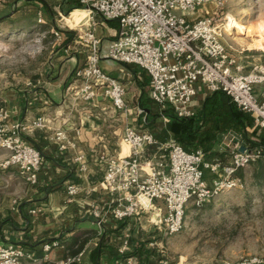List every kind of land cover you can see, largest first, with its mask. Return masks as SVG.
I'll return each instance as SVG.
<instances>
[{"label": "built area", "instance_id": "obj_1", "mask_svg": "<svg viewBox=\"0 0 264 264\" xmlns=\"http://www.w3.org/2000/svg\"><path fill=\"white\" fill-rule=\"evenodd\" d=\"M77 1L105 19L117 20L119 28L106 46L95 24L84 28L82 25L78 30L79 41L88 53L76 68L74 80L67 85V93L76 100L83 99L90 107L99 105L101 98H110L115 111L127 109L129 85L102 68L101 59L105 57L145 69L150 75L151 98L164 109L173 108L180 117L196 114L193 101L199 93L224 91L253 117L254 126L248 131L264 129V62L247 64L243 59L248 56L245 48H234L226 42L221 22L225 0ZM210 3L215 4L214 10ZM39 14V20H43V13ZM70 47L63 46L64 51L68 53ZM102 112L87 110L96 119L101 118ZM139 113H143L142 108ZM4 120L5 115L0 114V121ZM42 120L35 119L32 126L45 127L47 121ZM29 129L30 124L24 120L2 124L0 145L8 155L0 167L18 170L35 185L43 154L39 146L26 139L24 133ZM78 133L74 131L75 136ZM72 137L62 126L54 129L53 139L60 149L75 146ZM221 138L220 148L228 152L226 161L220 157L207 159L203 149L187 150L175 139L161 142L148 125L126 126L122 143L128 145L129 152L109 156L104 177L98 182L100 190L110 195L104 208L111 210L116 219L140 218L147 210L158 208L150 221L162 224L167 234L178 233L184 227L190 200L201 207L223 192L243 187L239 170L264 159V142L253 144L234 130H227ZM151 145L168 150V154L149 156L147 149ZM75 159L79 169L86 171L85 154L80 153ZM208 174L212 175L211 182ZM66 186L70 196L85 190L80 182H66ZM93 213L100 225L108 218L96 204ZM55 244L56 241L46 243L44 249L48 251ZM120 252L122 264H141L136 255L128 253L126 244ZM23 256V248L17 245L0 246V264H24ZM72 261L68 258L54 264ZM163 262L169 264L168 259ZM225 264H264V255H248Z\"/></svg>", "mask_w": 264, "mask_h": 264}, {"label": "crops", "instance_id": "obj_2", "mask_svg": "<svg viewBox=\"0 0 264 264\" xmlns=\"http://www.w3.org/2000/svg\"><path fill=\"white\" fill-rule=\"evenodd\" d=\"M74 2L78 3L77 0H0V30L20 26L19 22L25 15H40V11L46 13L49 9L50 12L53 7L71 9ZM87 14L86 9L76 8L67 21L75 26ZM89 14L87 22L95 24L97 34L106 46L118 33V21L105 19L97 12L89 11ZM70 31L73 34L70 51L65 52L61 46L51 66L48 65L45 72L37 76L36 82L19 91L15 100L7 99L5 108H2L5 122L24 120L30 124V129L24 134L30 143L41 149L43 165L35 185H24L22 178L10 175L6 170L1 173L0 246L17 245L23 248L24 264H54L68 258L73 259L70 264H122L120 247L126 244L128 253L136 255L141 264H164L167 255L156 251L155 241L150 242L164 234V226L149 219L159 211L158 208L147 210L140 218L116 219L111 210L104 208L110 195L100 190L98 182L104 177L109 156L126 150L122 143L126 126L148 125L156 134L167 127L170 118L150 96L149 73L135 64L105 57L100 63L112 77L129 85L127 109L115 111L110 98H101L99 105L89 107L83 99L76 100L68 94L67 85L74 80L76 68L88 53L79 41L78 32ZM206 96L201 92L194 99L196 114L186 118V130L198 124V113ZM155 105H159L160 110ZM139 108L143 109V113H139ZM87 110L103 112L101 118L96 119ZM47 112L50 115L48 118ZM43 117L47 121L45 127L32 126V121ZM60 126L69 130L75 146L60 149L59 143L53 139L54 129ZM253 126L254 123L249 127ZM76 130L79 133L75 136ZM252 134L255 140L264 141V129L256 128ZM169 137L174 139L172 135ZM220 142L217 147L222 151ZM150 147L154 148L150 156L162 153L156 145ZM196 149L202 148L190 150ZM80 153L85 154L86 171L79 169L75 159ZM3 157L0 156V160ZM209 177L212 175L208 174ZM66 182L83 183L85 190L70 196ZM93 204L108 216L101 225L93 213ZM54 241L57 244L50 250L44 249L46 243ZM156 243L159 244L158 241Z\"/></svg>", "mask_w": 264, "mask_h": 264}, {"label": "rangeland", "instance_id": "obj_3", "mask_svg": "<svg viewBox=\"0 0 264 264\" xmlns=\"http://www.w3.org/2000/svg\"><path fill=\"white\" fill-rule=\"evenodd\" d=\"M209 5L215 9L214 3ZM76 8L88 9L83 5L66 11L53 7L50 12L49 9L44 12L45 15L42 12L43 20H39L40 15H25L20 26L0 30V114L7 99L15 100L19 91L32 86L37 76L51 66L60 47L72 42L70 30L78 32L82 25V28L90 25L87 22L89 13L75 26L68 23L67 17ZM221 22L225 27L226 42L234 48H245L244 53L248 56L243 59L247 64L264 62V28L261 27L264 24V0H225ZM159 107L155 105L158 110ZM48 112L47 118L50 117ZM4 123L0 121V127ZM123 146L127 151L124 153H128V145ZM0 151V156L4 155L1 163L8 151L1 145ZM153 151L150 147L147 154ZM162 153L167 155L168 150L163 149ZM5 170L22 178L24 185H33L18 170L1 167L0 181ZM243 175V187L224 192L201 207L190 200L181 231L165 234L164 230L159 239L150 240L155 241L153 245L157 252L167 255L169 264H225L248 255H264V163L256 161L247 165Z\"/></svg>", "mask_w": 264, "mask_h": 264}, {"label": "trees", "instance_id": "obj_4", "mask_svg": "<svg viewBox=\"0 0 264 264\" xmlns=\"http://www.w3.org/2000/svg\"><path fill=\"white\" fill-rule=\"evenodd\" d=\"M79 6L81 4L74 2L73 7ZM164 111L169 116L170 121L166 128L156 133L159 141L167 142L169 136L172 135L186 149L202 148L207 159L220 157L225 161L228 160V152L220 151L217 147L222 134L227 130L234 129L251 140L253 144L264 142L252 138L253 134L248 131V127L254 123L251 114L240 108L224 91L207 94L198 113V124L195 127L190 126L188 130L184 128L188 122L186 118L178 116L171 107L164 109ZM257 162L264 163V159H259ZM243 169L239 170V174L244 179Z\"/></svg>", "mask_w": 264, "mask_h": 264}, {"label": "bare ground", "instance_id": "obj_5", "mask_svg": "<svg viewBox=\"0 0 264 264\" xmlns=\"http://www.w3.org/2000/svg\"><path fill=\"white\" fill-rule=\"evenodd\" d=\"M86 11L89 13V9H86ZM79 24V23H78ZM238 25V24H237ZM262 27V29L264 28V24L261 26ZM127 152V151H126ZM226 192H228V191H226ZM224 193V192H223Z\"/></svg>", "mask_w": 264, "mask_h": 264}, {"label": "water", "instance_id": "obj_6", "mask_svg": "<svg viewBox=\"0 0 264 264\" xmlns=\"http://www.w3.org/2000/svg\"><path fill=\"white\" fill-rule=\"evenodd\" d=\"M244 149H245V146H244V145H242V146H241V150H244Z\"/></svg>", "mask_w": 264, "mask_h": 264}]
</instances>
